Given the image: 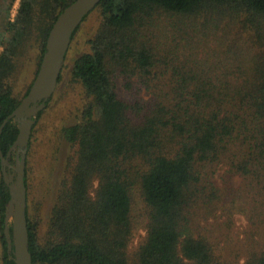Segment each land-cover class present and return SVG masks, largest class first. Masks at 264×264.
<instances>
[{
	"label": "trees",
	"instance_id": "1",
	"mask_svg": "<svg viewBox=\"0 0 264 264\" xmlns=\"http://www.w3.org/2000/svg\"><path fill=\"white\" fill-rule=\"evenodd\" d=\"M73 1L19 0L12 17L16 0H0V126L22 101L11 85L20 63L35 50L37 75L49 31ZM96 8L100 25L73 58L84 106L59 127L69 148L47 218L26 161L32 264H264V0ZM18 132L10 119L5 157ZM10 197L0 157L2 264H16L12 227V250L4 232Z\"/></svg>",
	"mask_w": 264,
	"mask_h": 264
},
{
	"label": "water",
	"instance_id": "2",
	"mask_svg": "<svg viewBox=\"0 0 264 264\" xmlns=\"http://www.w3.org/2000/svg\"><path fill=\"white\" fill-rule=\"evenodd\" d=\"M101 0H74L57 17L49 31L46 50L43 54L37 75L27 95L16 109L0 126V135L6 123L13 119L18 125V135L7 157L2 154L3 176L10 189V201L5 213V235L10 244V225L12 221L13 251L16 264H32L29 250L27 221V188L25 184L26 154L37 115L46 107L48 99L54 94L62 73L66 54L74 32L80 27L84 18L89 15ZM16 151L14 173L9 174L11 167L8 156Z\"/></svg>",
	"mask_w": 264,
	"mask_h": 264
},
{
	"label": "rangeland",
	"instance_id": "3",
	"mask_svg": "<svg viewBox=\"0 0 264 264\" xmlns=\"http://www.w3.org/2000/svg\"><path fill=\"white\" fill-rule=\"evenodd\" d=\"M18 5L19 0H16L12 9V17L15 16ZM100 22L101 16L97 8H95L86 18V20L82 22L81 27L72 44L71 53L65 62L66 66L63 70V79L60 83H58L57 88L52 95L53 97L49 103V106L43 109L44 113L37 123V131L34 133V142L31 147L30 154L28 146L25 161H27L28 155L29 159L33 161V164L31 163L32 166H30L29 184L31 186V190L38 198V201H43L41 208L44 211V215L46 218L48 217V209L51 207L52 198L55 194V190L58 185L59 177L61 175L63 164L69 148L68 144H66L64 140L59 139L58 137L59 127L61 125H69L71 123H74L77 112L84 106V100L82 98V95L79 93V86L76 82L72 81L70 75V71L73 65V58L75 56H79L84 50H88L86 42L99 27ZM1 50L2 48L0 47V52ZM36 70L37 55L34 50L28 56H26L25 59L22 60L17 73L11 80L13 93L16 98L23 100L27 88L35 79ZM120 82L121 80H118L119 92L120 94L124 95V91L121 87ZM50 149H52V151L56 153L54 161L51 160V156L50 158H48V152L50 151ZM51 163L52 165L50 166ZM45 190H48L47 196L46 194L45 196H43ZM31 197L32 206L36 203V200H34L32 195ZM31 213H36L34 211V206L33 210H31ZM244 222L245 220L243 216H240L238 219V223L243 224ZM11 224L12 221L10 220V227ZM144 232L145 231L143 227H139L136 230L134 243H137L142 239ZM1 253L2 250L0 245V257ZM0 264H2L1 258Z\"/></svg>",
	"mask_w": 264,
	"mask_h": 264
},
{
	"label": "flooded vegetation",
	"instance_id": "4",
	"mask_svg": "<svg viewBox=\"0 0 264 264\" xmlns=\"http://www.w3.org/2000/svg\"><path fill=\"white\" fill-rule=\"evenodd\" d=\"M16 151H12V153L8 156V159L12 160L13 159V156L15 157L14 158V163H10L11 164V167H9L7 169L8 173L11 174V173H14V168H15V160H16Z\"/></svg>",
	"mask_w": 264,
	"mask_h": 264
}]
</instances>
